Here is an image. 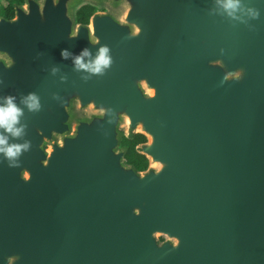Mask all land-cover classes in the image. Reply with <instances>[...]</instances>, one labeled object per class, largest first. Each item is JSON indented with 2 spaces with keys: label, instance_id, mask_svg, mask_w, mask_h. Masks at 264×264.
I'll return each mask as SVG.
<instances>
[{
  "label": "water",
  "instance_id": "1",
  "mask_svg": "<svg viewBox=\"0 0 264 264\" xmlns=\"http://www.w3.org/2000/svg\"><path fill=\"white\" fill-rule=\"evenodd\" d=\"M80 1L0 15V103L27 125L9 143L32 145L17 168L0 152V264H264V0H95L119 13L87 24ZM101 46L102 75L76 68Z\"/></svg>",
  "mask_w": 264,
  "mask_h": 264
},
{
  "label": "clouds",
  "instance_id": "2",
  "mask_svg": "<svg viewBox=\"0 0 264 264\" xmlns=\"http://www.w3.org/2000/svg\"><path fill=\"white\" fill-rule=\"evenodd\" d=\"M240 0H226L224 7L226 9H237ZM231 14V13H230ZM252 15L254 18H259V10H253ZM74 37V36H73ZM109 48L107 46H101L98 55L94 60L88 62L84 61V57L89 55L88 50L85 48L79 55L75 56L74 64L77 69H84L94 74H103L104 69L108 68L112 59L108 55ZM61 56L67 59L69 53L67 49L61 50ZM0 84L3 81L0 80ZM3 103H0V129H3V133H0V152L3 153L4 160L7 161V165L10 168L20 167L22 161L20 157L31 150V141L25 140L23 143H9V136L13 138L21 137L27 127L26 124L20 123V118L24 114V109L18 106L16 103V97L14 95H6L3 97ZM20 103L24 104L31 112H39L41 110L40 99L34 92H29L26 96L21 98ZM7 133L8 135H5ZM4 160H0V163H4Z\"/></svg>",
  "mask_w": 264,
  "mask_h": 264
},
{
  "label": "trees",
  "instance_id": "3",
  "mask_svg": "<svg viewBox=\"0 0 264 264\" xmlns=\"http://www.w3.org/2000/svg\"><path fill=\"white\" fill-rule=\"evenodd\" d=\"M5 2L7 4L4 3V0L3 2L0 1L1 15L6 17H12L14 14L12 4L14 2L21 3L22 0H5ZM86 12L87 9L85 7L77 9L75 14L77 23H88L89 15ZM145 141L146 137L139 133L133 134L131 137H125L123 135L121 138L120 146L127 148V152L125 154V161L128 164L133 165L137 170L140 171L145 170L148 167V160L144 155L136 151V146L138 144L144 143Z\"/></svg>",
  "mask_w": 264,
  "mask_h": 264
},
{
  "label": "rangeland",
  "instance_id": "4",
  "mask_svg": "<svg viewBox=\"0 0 264 264\" xmlns=\"http://www.w3.org/2000/svg\"><path fill=\"white\" fill-rule=\"evenodd\" d=\"M1 2H3V0H0ZM80 1V0H79ZM85 7L87 9V14L89 15V19L91 18L92 15L97 14V13H101V12H105L108 11L109 13L115 14L117 15L119 13L118 10L112 8L110 5L106 4L104 5V3H96L95 0H81L80 2H77L75 5L70 6V14L71 16L75 17L76 11L78 8H83ZM80 113H78L79 115H85L87 113H84L83 111H79ZM120 131H124L122 129V127H119Z\"/></svg>",
  "mask_w": 264,
  "mask_h": 264
},
{
  "label": "flooded vegetation",
  "instance_id": "5",
  "mask_svg": "<svg viewBox=\"0 0 264 264\" xmlns=\"http://www.w3.org/2000/svg\"><path fill=\"white\" fill-rule=\"evenodd\" d=\"M4 3L5 4H7L6 2H5V0H4ZM16 3H18V4H22L23 3V0H22V2L21 3H19V2H14L13 4H12V6L14 5V4H16ZM13 9H14V7H13ZM15 12V11H14ZM0 15H1V10H0ZM1 16H3V15H1ZM13 16H14V14H13ZM12 16V17H13ZM3 17H5V18H12V17H6V16H3ZM139 145V144H138ZM137 145V146H138ZM137 146H136V148H137ZM120 147H122V146H120ZM123 148V147H122ZM126 148V147H125ZM127 149V148H126ZM136 151H137V149H136ZM127 152V151H126ZM126 162V161H125ZM127 163V162H126ZM163 238H160V241L162 240Z\"/></svg>",
  "mask_w": 264,
  "mask_h": 264
},
{
  "label": "bare ground",
  "instance_id": "6",
  "mask_svg": "<svg viewBox=\"0 0 264 264\" xmlns=\"http://www.w3.org/2000/svg\"><path fill=\"white\" fill-rule=\"evenodd\" d=\"M148 93H151V90H149Z\"/></svg>",
  "mask_w": 264,
  "mask_h": 264
}]
</instances>
